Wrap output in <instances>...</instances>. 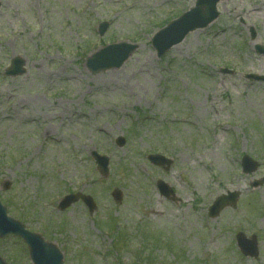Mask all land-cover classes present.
Returning <instances> with one entry per match:
<instances>
[{
	"label": "rangeland",
	"instance_id": "374dc122",
	"mask_svg": "<svg viewBox=\"0 0 264 264\" xmlns=\"http://www.w3.org/2000/svg\"><path fill=\"white\" fill-rule=\"evenodd\" d=\"M194 1L0 0V200L57 243L64 264H264V80L245 78L264 76V0L220 2L213 23L158 58L151 37ZM118 42L137 47L88 70ZM14 56L25 72L6 77ZM93 151L108 158L106 176ZM155 153L171 158L168 169L150 163ZM244 154L258 162L248 174ZM76 191L93 198L92 214L81 202L58 210ZM226 191L240 192L235 208L210 218ZM238 232L257 236V259L237 250ZM0 255L32 264L14 237Z\"/></svg>",
	"mask_w": 264,
	"mask_h": 264
},
{
	"label": "water",
	"instance_id": "95a60500",
	"mask_svg": "<svg viewBox=\"0 0 264 264\" xmlns=\"http://www.w3.org/2000/svg\"><path fill=\"white\" fill-rule=\"evenodd\" d=\"M218 0H209V3L205 0H198V3L194 9L185 15L184 19H180L176 22L171 23L166 29L162 30L154 38L153 44L158 49L159 55L169 47L172 43H175L181 40L184 34L191 28L204 27L209 22H211L216 16L217 12L215 10V3ZM134 49L133 46L129 44H114L104 48L101 52L94 55L91 59L87 61L88 66L91 69L96 70L97 68H106L109 66H117L121 64ZM18 64H13L12 70L8 71L10 74H15L20 72ZM254 77V76H252ZM101 172L104 174L107 172V159L105 157L96 156ZM152 162L156 164H169L170 160L163 158L162 156H149ZM242 164L245 172L254 170L257 167V164L252 161L248 156H244ZM77 196L70 195L66 196L60 207H65L72 203ZM238 193H230L227 195L219 196L209 208L211 216H217L222 208L225 206L231 205L235 206ZM86 203L90 209H93L94 205L90 197L83 196ZM9 232L15 233L21 236L28 244L30 249V255L35 264H61V256L58 254L53 247L50 245L44 244L42 239L34 233L27 232L24 230L23 225L6 216V208L3 207L0 203V237L5 236ZM255 242L254 237L252 238ZM46 246V247H45ZM246 254H255L254 246ZM256 255V254H255ZM0 264H5L0 258Z\"/></svg>",
	"mask_w": 264,
	"mask_h": 264
}]
</instances>
